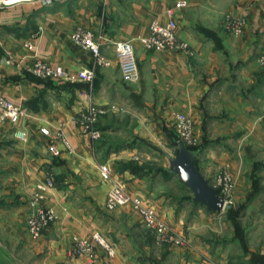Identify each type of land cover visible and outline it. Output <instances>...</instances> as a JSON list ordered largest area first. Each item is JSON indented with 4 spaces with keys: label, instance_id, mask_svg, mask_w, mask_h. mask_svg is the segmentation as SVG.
Masks as SVG:
<instances>
[{
    "label": "crops",
    "instance_id": "obj_1",
    "mask_svg": "<svg viewBox=\"0 0 264 264\" xmlns=\"http://www.w3.org/2000/svg\"><path fill=\"white\" fill-rule=\"evenodd\" d=\"M168 10L192 56L148 50L136 40L147 34L151 21H166ZM229 16L244 19L239 35L223 29ZM76 25L97 36L109 65L96 67L90 82L31 73L36 58L70 75L93 66L91 53L70 38ZM123 40L134 41L136 82L122 79L114 56L113 43ZM262 46L264 0H53L0 6V93L21 110L15 119L0 115V264H254V252L264 256V238L254 241L252 198L241 217L248 219L243 229L250 228L243 247L237 238L224 236L225 211L193 201L190 189L170 171L165 147L156 145L172 144L168 121L184 114L207 141L196 152L204 178L210 181L226 165L234 198L248 195L258 160L248 149L264 148V66L257 61ZM88 93L98 104L118 107L100 117V138L92 141L76 121ZM102 163L110 168V180L100 177ZM48 172L54 186L43 204L55 218L32 239L26 230L27 201ZM113 181L153 206L187 246L157 241L129 205L107 210ZM262 195L264 190L257 200ZM91 231L111 242L113 256L97 245L93 261L71 254L73 236Z\"/></svg>",
    "mask_w": 264,
    "mask_h": 264
},
{
    "label": "built area",
    "instance_id": "obj_2",
    "mask_svg": "<svg viewBox=\"0 0 264 264\" xmlns=\"http://www.w3.org/2000/svg\"><path fill=\"white\" fill-rule=\"evenodd\" d=\"M39 2L42 5L50 4L53 0H0V6H11L21 2ZM168 19L164 22L153 20L149 23L147 34L138 37L136 40L148 50L161 51L171 49L183 53L186 56L194 54L189 43L180 40L176 35V21L171 16L172 11L168 10ZM244 20L242 17L229 16L224 24L227 32L239 35L242 32ZM70 38L73 43L89 51L93 57V66L80 69L76 74L70 75L63 70L51 67L41 59H35L30 65L29 71L40 78L50 79H75L83 82L92 81L96 67H106L109 61L101 52V42L97 36L87 28L76 25L71 30ZM114 56L121 74L126 82H136L139 79L138 68L135 58V47L133 40H123L113 43ZM258 63L264 66V47L258 54ZM87 105L77 114L76 121L81 126L83 132L89 139L97 140L100 138V130L97 127L100 117L115 111L118 107L114 105H102L96 103L92 94L86 95ZM21 114L20 108L9 101L0 93V115L1 117L17 118ZM173 128L180 141L186 146H195L198 143L197 137L193 133L191 122L182 113L175 114L173 118ZM17 137L23 139L24 133L16 130ZM61 136V135H60ZM62 137V136H61ZM66 148L69 142L62 137ZM101 179L110 180L111 172L106 163L98 166ZM210 183L217 190L224 200V209L232 206L234 180L226 165L220 166L213 173ZM54 186V177L48 172L44 178L35 184L34 190L27 201L29 213L26 219V230L32 239H38L43 231L54 220L55 215L51 208L45 207L43 199L46 191ZM129 205L137 214L140 223L151 233L159 242L171 243L179 246H187V239L172 232L170 226L155 211L154 207L145 202L137 195L128 194L123 186L113 181L107 192L104 207L113 210L118 206ZM71 254L75 256L85 255L93 261L95 258L96 245L101 247L107 256H113L114 247L99 231H91L87 235H74Z\"/></svg>",
    "mask_w": 264,
    "mask_h": 264
},
{
    "label": "water",
    "instance_id": "obj_3",
    "mask_svg": "<svg viewBox=\"0 0 264 264\" xmlns=\"http://www.w3.org/2000/svg\"><path fill=\"white\" fill-rule=\"evenodd\" d=\"M197 153L190 150L183 141L177 142V153L169 159L170 171L178 175L180 181L190 189L192 199L207 209L222 213L224 200L211 186L196 166Z\"/></svg>",
    "mask_w": 264,
    "mask_h": 264
},
{
    "label": "rangeland",
    "instance_id": "obj_4",
    "mask_svg": "<svg viewBox=\"0 0 264 264\" xmlns=\"http://www.w3.org/2000/svg\"><path fill=\"white\" fill-rule=\"evenodd\" d=\"M223 29L225 30L224 24H223ZM262 47H264V46H262ZM261 48H260V50H261ZM260 50H259V52H260ZM259 52H258V54H259ZM257 57H258V55H257ZM257 61H258V58H257ZM168 125L171 126L172 131L176 134V132H175V130L173 128V123H171L170 121H168ZM193 133L197 137L198 143L195 146H191V147H198L197 150H199V147H204L203 146V143L206 144L207 141L203 142L202 137H200L199 135H197V133L195 132L194 128H193ZM176 137H177V134H176ZM177 139H178V137H177ZM156 145H160L161 147H165L166 150H165L164 153L169 158H173L176 155V153H177L176 152L177 146H172V144L171 145H168V144H165L163 141H160V143H158ZM169 147H176V148H173V153H172V150L169 149ZM248 150H249L248 151V154H252L255 159H258V160H255V163H258V166H256L255 170H257V168L258 169L260 168V169L256 171L255 175L258 178L257 179L258 180V183H257V186L258 187H257V189H259V190L262 191V190H264V148H258V147L256 148V147H254V148H249ZM252 170H254V168ZM251 174H252V172H251ZM249 178H251V175H249ZM208 182L212 186V184L210 183V181H208ZM249 182H250L251 191L248 193V195L241 196L240 198H238V197L237 198H233V203H232V206L231 207H238L239 205H241V204H243V203H245L247 201L249 195L254 190V184H253V182H251V179L249 180ZM259 190L258 191L256 190L257 193H255L253 195L254 197L251 196V198L253 200L250 198L252 201L250 200V202H249L250 204L254 203V214H255L254 215V241H256V239H258V238H260V239L264 238V195L261 196L262 197L261 198L262 200L261 199L257 200L258 194L261 192V191L259 192ZM187 196L190 197V194H187ZM192 196H193V194H192ZM224 211H225V209H224ZM243 211H244V208L241 211V216L239 217V220H238V222L241 225L243 224L242 222H246L248 220L247 218H244V219L241 218L242 217V214H243ZM224 214H225V212H224ZM250 214H251V212H250ZM225 218L226 219H225L224 222L226 223V225H225L226 227L224 228V231H225L224 236L225 237H233L234 236V225H233V223H231L230 219L227 216ZM218 221H219L218 226H222L221 225V222H222L221 219L218 220ZM258 224H259V226H258ZM244 226H246V223L244 224ZM249 229L250 228H244L243 229V231H244L243 234H246L247 235ZM149 234L152 235L151 233H149ZM22 264H24V263H22Z\"/></svg>",
    "mask_w": 264,
    "mask_h": 264
},
{
    "label": "trees",
    "instance_id": "obj_5",
    "mask_svg": "<svg viewBox=\"0 0 264 264\" xmlns=\"http://www.w3.org/2000/svg\"><path fill=\"white\" fill-rule=\"evenodd\" d=\"M261 75H264V73H261ZM98 124H99V122H98ZM98 124H97V127H98ZM178 141L179 140L177 139L176 134L174 133V135L172 136V140H171L172 145L177 146ZM187 147L190 150L197 152V147H191V146H187ZM174 148H176V147H174ZM176 152H177V149H176ZM131 163H129L128 165H130ZM256 166H258V163L254 162V170L252 171V174H250L251 175V178H250L251 182H253V184H254V190L249 195L247 200H250L251 196H253L255 193H257V191L259 190V189H257V187H258L257 186V183H258L257 179L258 178L256 177L255 173L260 168L259 169L257 168V170H255ZM245 206H246V202L239 205L238 207H231L230 206L225 210V214H227L226 216L230 219L231 223H233V225H234V236L233 237L237 238L243 247H245L244 234H243L244 231H243L242 225L238 222V220H239V217L241 216V211L243 210V208H245ZM252 259L254 261V264H264V256L260 255L258 252H254V254H252Z\"/></svg>",
    "mask_w": 264,
    "mask_h": 264
}]
</instances>
